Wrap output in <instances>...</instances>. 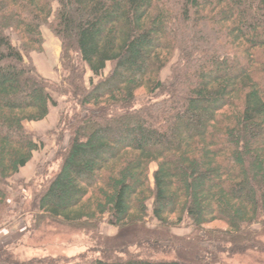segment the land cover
<instances>
[{
  "label": "trees",
  "instance_id": "16d2710c",
  "mask_svg": "<svg viewBox=\"0 0 264 264\" xmlns=\"http://www.w3.org/2000/svg\"><path fill=\"white\" fill-rule=\"evenodd\" d=\"M44 28L60 42V83L32 60ZM55 94L69 144L22 203L11 180L43 147L25 124L46 120ZM18 215L97 243L72 258L4 249L0 264L264 256V0H0V227ZM185 222L198 252L168 235ZM103 223L134 228L131 242L98 235Z\"/></svg>",
  "mask_w": 264,
  "mask_h": 264
},
{
  "label": "rangeland",
  "instance_id": "374dc122",
  "mask_svg": "<svg viewBox=\"0 0 264 264\" xmlns=\"http://www.w3.org/2000/svg\"><path fill=\"white\" fill-rule=\"evenodd\" d=\"M43 35L45 44L42 53H33L32 60L41 76L60 83L63 78L60 42L47 28L43 29ZM168 75L169 69L167 68L164 70L162 78L165 79ZM89 76L90 74H88ZM54 97L58 106L51 108L50 115L46 120L25 124L27 131L33 134L43 147L34 154L32 161L11 180L14 187H18V194L22 203L31 200L32 194L39 189V185L56 172L62 154L69 144V135L60 124V116L64 113L67 103L56 94ZM150 169L152 177L156 166L152 165ZM14 207L20 208L18 205H14ZM148 225L154 227V223L149 222ZM97 233L108 241H114L116 246H123L131 242L135 229H119L103 223L99 226ZM191 234L192 228L188 222L168 230L170 237L184 240V244H186L184 246L192 249L193 252H198L199 244L190 241ZM96 243L97 240L82 230L81 227L70 226L54 220H41L37 227H33L31 222L25 225L21 216L18 215L0 227V251L13 249V253L22 261L59 256L72 258L86 253ZM206 247L208 245H202L203 249ZM240 249L239 247V250H235L234 254L220 256L221 258H218L214 264H264V256L252 251H243V248ZM178 256L183 263L193 259L191 254L182 253Z\"/></svg>",
  "mask_w": 264,
  "mask_h": 264
}]
</instances>
